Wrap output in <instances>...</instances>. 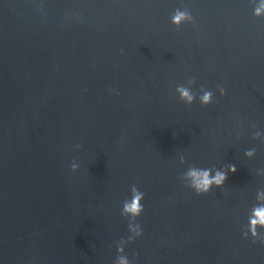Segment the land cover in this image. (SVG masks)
Instances as JSON below:
<instances>
[{
	"label": "water",
	"instance_id": "water-1",
	"mask_svg": "<svg viewBox=\"0 0 264 264\" xmlns=\"http://www.w3.org/2000/svg\"><path fill=\"white\" fill-rule=\"evenodd\" d=\"M260 3L0 0V264H115L133 185L131 264H264ZM192 166L228 179L197 195Z\"/></svg>",
	"mask_w": 264,
	"mask_h": 264
},
{
	"label": "clouds",
	"instance_id": "clouds-1",
	"mask_svg": "<svg viewBox=\"0 0 264 264\" xmlns=\"http://www.w3.org/2000/svg\"><path fill=\"white\" fill-rule=\"evenodd\" d=\"M264 14V0L256 8V15ZM188 19L185 13L178 12L173 17V23L179 25L182 21ZM123 54V50H121ZM195 83V79L190 81ZM219 91L221 95H226V90L224 87L219 86ZM176 91L180 95L182 101H186L188 105H191L196 99L194 95L188 88L184 86H178ZM203 93L199 100L202 105H209L213 102V92L201 88ZM119 93H117L118 95ZM255 127V125H254ZM259 135V133H257ZM80 148L81 145H77ZM255 149L246 152V155H254ZM183 162V158H181ZM71 169L75 173L79 171V164L75 161L71 164ZM228 171L231 173H236L237 168L235 165H230ZM211 169L198 168L196 166L189 167V169L183 174L182 180L186 179L188 181L187 186L195 191L197 195H205L212 191L213 187H223L226 180L228 179L227 172L217 170L213 176ZM132 196L131 199L125 200L123 203L122 215L126 218H130L128 228L132 235L128 236L127 239H121L118 243L117 250L119 255L115 260V264H131V261L125 255L126 244L135 241L136 238L142 236V226L137 223V218L141 216L144 212V205L142 201L145 199V193L140 191L137 186L133 185L131 188ZM260 229H264V204H257L253 206L252 213L248 217V224L244 227L243 235L245 238L251 235L253 242L259 240L264 242V235L261 234Z\"/></svg>",
	"mask_w": 264,
	"mask_h": 264
}]
</instances>
